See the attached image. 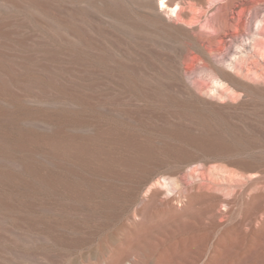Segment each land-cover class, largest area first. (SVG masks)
Returning <instances> with one entry per match:
<instances>
[{
    "label": "rangeland",
    "instance_id": "374dc122",
    "mask_svg": "<svg viewBox=\"0 0 264 264\" xmlns=\"http://www.w3.org/2000/svg\"><path fill=\"white\" fill-rule=\"evenodd\" d=\"M229 2L0 0V264H264V0Z\"/></svg>",
    "mask_w": 264,
    "mask_h": 264
},
{
    "label": "bare ground",
    "instance_id": "6f19581e",
    "mask_svg": "<svg viewBox=\"0 0 264 264\" xmlns=\"http://www.w3.org/2000/svg\"><path fill=\"white\" fill-rule=\"evenodd\" d=\"M235 1L236 0H230L229 3L223 5L221 8H219L217 15L212 17L209 20L210 23L212 25L216 26L217 28H221V27L232 28L233 24H234V22H236V20H235V17H229L228 16V10L234 6ZM168 5H169V3L166 4L164 1H161L159 7H160V9H164L165 7H168ZM256 31L257 32H264V30L261 28L256 29ZM251 42L254 43V41H251ZM255 49L259 50L261 52V54L264 55V46L263 47L259 46V47H256ZM0 114H5V112L2 109H0ZM91 157H93V155H91ZM92 164H94V162H92ZM94 165H96V164H94ZM88 166H89V163H88Z\"/></svg>",
    "mask_w": 264,
    "mask_h": 264
}]
</instances>
